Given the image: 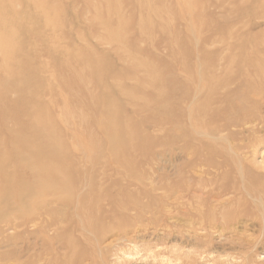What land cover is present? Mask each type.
<instances>
[{"label":"rangeland","instance_id":"374dc122","mask_svg":"<svg viewBox=\"0 0 264 264\" xmlns=\"http://www.w3.org/2000/svg\"><path fill=\"white\" fill-rule=\"evenodd\" d=\"M0 48V264H264V0H0Z\"/></svg>","mask_w":264,"mask_h":264},{"label":"bare ground","instance_id":"6f19581e","mask_svg":"<svg viewBox=\"0 0 264 264\" xmlns=\"http://www.w3.org/2000/svg\"><path fill=\"white\" fill-rule=\"evenodd\" d=\"M1 49V48H0ZM261 59V58H260ZM254 67H255V72H256V74H257V77L260 79L261 78V80H260V82L261 83H259L260 85H262V87H264V61H260V60H256V61H254ZM206 82H207V85H206V87H207V91H208V93H212L213 92V90L215 89V87H216V85H218V80H216L215 78H210V77H207L206 76ZM209 104H210V99H208V98H205L204 97V99H202V102H200L196 107H194V109H193V114H192V119H194L195 121H196V124H201V125H203V127H204V129L206 130V132H207V130H209V127L208 126H206V125H204L203 124V122L207 119L208 120V118L210 117V115H212L213 114V111H212V109H210V107H209ZM243 106L245 107V104H243ZM232 108H234V107H231V108H228V109H226V111H228V114H230L233 110H232ZM222 113L221 114H218V113H216V114H214V117L215 118H222ZM210 121V120H209ZM212 121H214V118L210 121V123L209 124H211V122ZM206 122V121H205ZM110 127V126H109ZM215 135H212V137H214V136H216V135H219V129L217 128L216 130L215 129H213V128H211L210 129ZM222 139H225V138H222ZM64 185V184H63ZM62 185V186H63ZM61 186V185H60ZM65 186H67V184L65 185ZM72 185H70V187H71ZM247 186V185H246ZM68 187V186H67ZM63 188H65V190H67V188L66 187H63ZM60 189V188H59ZM62 189V188H61ZM72 189V187L70 188V190ZM64 190V191H65ZM68 190H69V188H68ZM69 190V192H71ZM249 190H253V191H256L255 193H256V196H253L254 198H261L262 196H264V190H261V189H258V188H256V187H254L252 184H249V186H248V190H246V192H248ZM73 193V192H72ZM71 194V193H70ZM72 198H74V196L72 197ZM253 198V199H254ZM74 200V199H73ZM84 201V200H83ZM86 203V202H85ZM98 207V206H97ZM82 208H80L79 210H81ZM98 209V208H97ZM83 211H84V209H83ZM224 212V211H223ZM222 212V213H223ZM98 214V213H97ZM99 215V214H98ZM222 217V216H221ZM226 218V217H225ZM224 218V219H225ZM56 225H57V223H55ZM84 233H85V231H84ZM96 233V232H95ZM87 234V233H86ZM88 235V234H87ZM89 237V236H88ZM93 237V236H92Z\"/></svg>","mask_w":264,"mask_h":264}]
</instances>
